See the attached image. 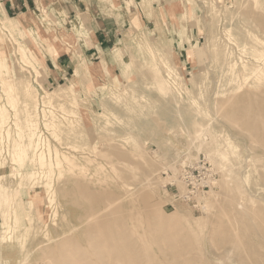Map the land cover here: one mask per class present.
I'll return each instance as SVG.
<instances>
[{
    "label": "rangeland",
    "instance_id": "374dc122",
    "mask_svg": "<svg viewBox=\"0 0 264 264\" xmlns=\"http://www.w3.org/2000/svg\"><path fill=\"white\" fill-rule=\"evenodd\" d=\"M4 1L40 37H0V264H123L120 240L128 264H264V0ZM25 102L54 159L37 185L10 157Z\"/></svg>",
    "mask_w": 264,
    "mask_h": 264
},
{
    "label": "bare ground",
    "instance_id": "6f19581e",
    "mask_svg": "<svg viewBox=\"0 0 264 264\" xmlns=\"http://www.w3.org/2000/svg\"><path fill=\"white\" fill-rule=\"evenodd\" d=\"M257 1V0H256ZM190 3V2H189ZM211 5V4H210ZM2 9V8H1ZM46 9V8H45ZM2 11V10H1ZM1 13H3V11L1 12ZM11 24V26H9L8 24H9V22H8V24H6V23H4V22H2V21H0V37H1V35L2 34H4V33H6L7 35H9L11 38H13L14 39V31L15 32H18L19 34H24L25 33V31L22 29V25L23 24H25L26 26H27V28H28V33H29V35L32 37V35L31 34H33V33H36V35L38 34L39 35V37H40V32L39 31H37L35 28H34V26H33V24L35 25V23H36V21L33 19V17H32V19H30L26 14H23L21 17H18L17 19H14V18H9V17H5ZM48 18V17H47ZM30 19V20H29ZM34 20V21H33ZM58 20H59V18H58ZM42 21H45V19L44 18H42ZM33 23V24H32ZM37 24V23H36ZM59 27V26H58ZM61 27V26H60ZM66 27V26H65ZM39 29V28H38ZM58 29H60V28H58ZM156 29V28H155ZM229 32V31H228ZM147 35V34H146ZM29 37V36H28ZM9 38V37H8ZM5 40V39H4ZM1 42H2V40H1ZM17 42H18V39H17ZM240 42V41H239ZM43 43V42H42ZM54 43L56 44V46H58L60 49L62 48V47H64L63 45L61 46V44L60 45H58L57 43H56V41H54ZM19 49H18V52L19 53H21V51L25 54V56H26V59H27V61L25 60V59H23L22 58V62L23 63H25V64H30V63H32V62H34L35 63V65H34V69H36V71H38L39 72V74H40V71H41V67H39L40 65H39V63H38V61L36 60V57H35V55L33 54V53H31V51L29 50V46L28 47H25L24 45H22V43L19 41ZM45 45V44H44ZM252 48V47H251ZM75 49V48H74ZM241 50V49H240ZM17 51V50H16ZM57 51V50H56ZM73 51V50H72ZM143 51V50H142ZM243 51V50H242ZM150 52V51H149ZM258 52V51H257ZM13 53V52H12ZM43 53V52H42ZM74 53V52H73ZM227 53V52H226ZM15 54V53H14ZM14 54H13V56H14ZM19 55V54H18ZM52 55H54V56H58V53H55L54 51L52 52ZM151 55H152V53H151ZM12 56V55H11ZM262 56H264V55H262ZM6 57L5 56H2V55H0V68H4V71H6L7 73H8V71H9V69H10V66H9V64H8V67L5 65H3V63L6 61ZM72 59V58H71ZM238 60V59H237ZM257 60V59H256ZM256 60H255V62H256ZM87 61V60H86ZM254 61V60H253ZM242 62V61H241ZM247 63V62H246ZM253 64V63H252ZM246 65V64H245ZM254 65V64H253ZM84 66V65H83ZM97 66V65H96ZM244 66V65H243ZM252 66V65H251ZM99 67V66H98ZM249 67V66H248ZM32 68V67H31ZM100 68V70H101V67H99ZM86 69H87V67H86ZM253 69V68H252ZM22 70V69H21ZM34 71V70H33ZM170 71V70H169ZM242 72V71H241ZM80 73H81V70H80V67H77L76 68V70H75V74H74V76H75V78H77L78 79V77L80 76ZM90 73V72H89ZM95 73V72H94ZM253 73H255L254 75H257L258 76V79H259V81H261V82H263L264 83V64H263V66L262 67H257L256 69H254V72ZM84 74V73H83ZM102 74V73H101ZM240 75V74H239ZM253 75V74H252ZM251 75V76H252ZM84 76V75H83ZM0 77L2 78V82L3 83H6V77H8V75L7 74H3V73H0ZM23 77V76H22ZM241 77V76H240ZM25 78V77H24ZM27 78V77H26ZM39 78H42V77H39ZM164 78V77H163ZM249 78H253V77H249ZM13 79V78H12ZM84 79V78H83ZM111 79V78H110ZM8 80V79H7ZM24 80V79H23ZM26 80V79H25ZM165 80V79H164ZM94 81V80H93ZM242 81V80H241ZM8 82V81H7ZM15 82V81H14ZM19 82V81H18ZM29 82V81H28ZM165 82H166V84H168L167 83V81L165 80ZM10 83V82H9ZM30 83V82H29ZM82 83V82H81ZM246 83H248V81L246 82ZM245 83V84H246ZM16 84V83H15ZM112 84V83H111ZM5 85H7V84H5ZM11 85V84H10ZM32 85V84H31ZM85 85V84H84ZM105 85H107V84H105ZM17 86V85H16ZM21 86H23V85H21ZM114 86V85H113ZM169 86V85H168ZM25 87V86H24ZM8 88H12V86H10V87H8ZM15 89H16V87H14ZM27 88V89H26ZM25 89H26V95L27 96H29V92H30V90L32 89H30L29 90V86H27ZM74 88V87H73ZM251 88V87H250ZM9 89V90H10ZM14 89V90H15ZM108 89V88H107ZM260 89V88H259ZM263 89V88H262ZM60 90V89H59ZM70 90V89H69ZM72 90V89H71ZM8 91V90H7ZM21 91V90H20ZM23 91V90H22ZM62 91V90H61ZM68 91V90H67ZM118 91H120V90H118ZM259 91V90H258ZM10 92V91H9ZM73 92V91H72ZM6 93V92H5ZM24 93V92H23ZM59 93V92H58ZM66 94H67V92H65ZM75 93V92H74ZM77 93V92H76ZM127 93H129V92H127ZM25 94V93H24ZM51 95H49L48 97H47V95H46V98H49V100L51 101V99H52V97L51 96H53L54 94H56V92L53 94V93H50ZM64 94V93H63ZM70 94V93H69ZM126 94V93H125ZM235 94V93H234ZM3 95V94H2ZM5 95V94H4ZM12 95H13V93H12ZM62 95V94H61ZM92 95V94H91ZM128 95V94H127ZM230 95V94H229ZM232 95V94H231ZM19 96V95H18ZM26 96V97H27ZM78 96V95H77ZM124 96V95H123ZM5 97H8L9 99L11 98L12 99V102H10V105H11V103H12V105H14L15 103H16V101H18V97L15 95V97H11V95H9V94H7ZM34 97V96H33ZM61 97V96H60ZM64 97H65V95H64ZM63 97V98H64ZM30 98V97H29ZM44 98V97H43ZM73 98V97H72ZM130 98V97H129ZM234 98V97H233ZM7 99V98H6ZM10 99V100H11ZM33 99V98H32ZM71 99V98H70ZM2 100V99H1ZM1 100H0V102H1ZM8 100V99H7ZM36 100V99H35ZM68 100V99H67ZM105 100V99H104ZM119 100V99H118ZM231 100V99H230ZM33 101V100H32ZM37 102H38V99L36 100ZM120 101V100H119ZM234 101V100H233ZM8 102V101H7ZM45 102V101H44ZM71 102H72V100H71ZM71 102H69V104L71 103ZM26 104H25V106H24V108L22 109V112L20 113L19 112V110L18 111H16V114H15V123H13V124H15V128L18 130V134L17 135H19V133L20 132H22V127H21V125H20V118L18 117L19 116V114H23L24 115V120H25V122H26V126H29V128H30V133L28 134V136L24 139V137H22L21 139H20V141L18 140L17 142H15V144L12 146V149H11V151H10V157L12 158V162L14 163V164H16V165H18V167L21 169V170H19V173H20V175H21V177H22V180H26L27 182H29V183H32V184H36L37 183V180L39 179V177H41V175H45V180H46V173H52L51 172V170H53L54 171V169H53V167H48L47 166V164H49V163H53V161H54V159L52 160L51 158H52V155H51V148L49 147V145H42L41 144V137L38 135V134H36L35 133V130H37V129H34V128H32L31 126H33L34 124L33 123H31V122H34V119H33V113L31 112V108H30V104L29 103H27V102H25ZM33 103H34V101H33ZM36 103V102H35ZM65 103V102H64ZM74 103V102H73ZM30 105V106H29ZM72 105V104H71ZM70 105V106H71ZM5 106V105H4ZM3 106V107H4ZM36 106V105H35ZM1 107V106H0ZM15 107V106H14ZM13 107V108H14ZM34 107V106H33ZM38 107V106H37ZM73 107V106H72ZM20 108V107H19ZM75 108V107H74ZM31 109V110H30ZM45 108H43V110H44ZM47 109V108H46ZM79 109V108H78ZM87 109V108H86ZM35 110V109H34ZM41 110V109H40ZM42 110V111H43ZM68 110H69V108H68ZM67 110V111H68ZM71 110H72V108H71ZM75 110V109H74ZM36 111V110H35ZM47 111H48V109H47ZM51 111V110H50ZM70 111V110H69ZM68 111V112H69ZM9 112V111H8ZM71 112V111H70ZM51 113H52V111H51ZM64 113H66V112H64ZM74 113V112H73ZM35 114V113H34ZM43 114H44V117H47V115L45 114V112H43ZM42 114V115H43ZM22 115V116H23ZM36 115V114H35ZM50 115H52V114H50ZM59 115V114H58ZM57 115V116H58ZM38 116V115H37ZM66 116H67V114H66ZM65 116V117H66ZM69 116H70V114H69ZM72 116V115H71ZM70 116V117H71ZM6 108H0V124L2 125V124H4L5 123V121H6ZM8 118H10V117H8ZM54 118V117H53ZM61 118V117H60ZM69 118V117H68ZM67 118V119H68ZM76 118V117H75ZM46 119V118H45ZM66 120V119H65ZM70 120V119H69ZM73 120V119H72ZM71 120V121H72ZM8 121V120H7ZM36 121V120H35ZM43 121V120H42ZM52 121H53V119H52ZM76 122L78 121V120H75ZM74 121V122H75ZM10 122V121H9ZM12 123V122H11ZM11 123H10V126H11ZM35 123V122H34ZM48 123V122H47ZM22 124V123H21ZM44 124V123H43ZM52 124H53V122H52ZM63 125V124H62ZM7 126V125H6ZM6 126H4V127H6ZM75 126V125H74ZM78 126V125H77ZM3 127V128H4ZM9 127V126H8ZM53 127H55V124H53ZM37 128H38V126H37ZM10 129V128H9ZM54 130V129H53ZM2 131V130H1ZM9 133H10V131L9 130H7ZM20 131V132H19ZM26 132V131H25ZM40 132V131H39ZM57 132V131H56ZM27 133V132H26ZM6 134H7V132H6ZM40 134V133H39ZM41 134H42V132H41ZM56 134V133H55ZM58 134H60V133H58ZM3 135V134H2ZM15 136V135H14ZM1 137V136H0ZM4 137V136H3ZM7 137H9V136H7ZM15 138V137H14ZM18 138V137H17ZM19 139V138H18ZM1 140V139H0ZM7 140H9V138L7 139ZM24 140H26V141H24ZM2 142V141H1ZM49 142V141H48ZM213 142H214V140H213ZM221 142V141H220ZM215 143V142H214ZM45 144V143H44ZM216 144V143H215ZM220 145V144H219ZM232 145V144H231ZM9 146V145H8ZM53 147V146H52ZM234 148V147H233ZM231 149V148H230ZM47 151H48V155H47ZM225 153V152H224ZM227 153V152H226ZM234 154V153H233ZM224 155H226V154H224ZM211 156H213V154L211 155ZM216 156H217V154H216ZM215 156V157H216ZM228 157H230V156H228ZM55 158H56V160H57V162H64L65 163V166L66 167H73L74 165H75V160H74V158H72V157H70V156H66V155H62V154H60L59 152H56L55 153ZM217 158V157H216ZM219 158V157H218ZM226 158V157H225ZM225 158H223L222 160H224V162H228V158L227 159H225ZM2 162V161H1ZM0 162V167L2 168L4 165H3V163H1ZM221 164V163H220ZM222 165V164H221ZM227 165V164H226ZM36 166H39V168L40 169H42V171H37V168H36ZM224 166V165H223ZM45 169H48L47 170V172H45ZM12 172H13V170H12ZM49 175V174H48ZM1 176V175H0ZM54 176V175H53ZM50 177V176H49ZM1 178L2 177H0V193H1V189H2V183H1ZM42 178V177H41ZM21 180V179H20ZM40 181H43L42 179H40ZM39 181V182H40ZM21 182H23V181H21ZM20 181H19V183H20V185L22 184ZM25 183V182H24ZM180 183V182H179ZM182 184V183H181ZM37 185V184H36ZM30 186H32V185H30ZM45 186L48 188V191L51 189V187H52V184H51V181H49V182H46L45 183ZM22 189H24V188H22ZM46 191H47V189H46ZM48 194V193H47ZM45 198V197H44ZM250 198V197H249ZM253 204V203H252ZM29 209L30 210H32V209H34V204L32 203V202H30L29 204ZM0 206H2V200L0 199ZM15 208V207H14ZM244 208V207H243ZM10 211V210H9ZM12 211H13V209H12ZM18 212V210L15 208L14 209V211H13V213L12 214H14L13 216H15V219H16V222H17V220H18V217H17V213ZM10 213V212H9ZM6 215V214H5ZM31 215V214H30ZM235 215V214H234ZM9 219V214H7V217L6 218H4V222H2L1 224H0V231H3V232H5V231H8V230H13V228L11 227V226H9L7 223H5V220H8ZM19 221V220H18ZM231 222V221H230ZM19 226V225H18ZM17 227V226H16ZM15 227V228H16ZM121 240L117 243V245H116V257L118 258V261H120V262H123V264H128L129 262H127V259H128V257H124L123 259H122V249H121ZM111 247H113V244H111L108 248H107V250H109ZM70 252V251H69ZM66 254V253H65ZM73 255V254H72ZM69 256V255H68ZM71 257V256H70ZM70 261H72V260H70ZM74 262V261H73ZM75 263V262H74Z\"/></svg>",
    "mask_w": 264,
    "mask_h": 264
},
{
    "label": "crops",
    "instance_id": "0c3cea01",
    "mask_svg": "<svg viewBox=\"0 0 264 264\" xmlns=\"http://www.w3.org/2000/svg\"><path fill=\"white\" fill-rule=\"evenodd\" d=\"M31 2H33L34 4H36L38 6L36 0H5L4 1L5 9H6L7 13H10L11 11L16 10V9H20L21 7L22 8L29 7ZM66 9L68 11L67 7H66ZM4 11L5 10H3V13H5ZM93 21H95V23H98L96 18Z\"/></svg>",
    "mask_w": 264,
    "mask_h": 264
}]
</instances>
